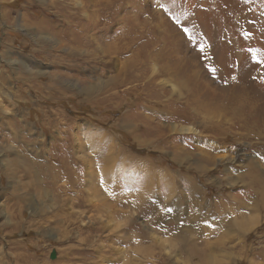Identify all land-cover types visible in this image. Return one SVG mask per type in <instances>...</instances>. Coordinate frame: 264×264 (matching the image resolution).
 <instances>
[{
    "label": "rangeland",
    "instance_id": "rangeland-1",
    "mask_svg": "<svg viewBox=\"0 0 264 264\" xmlns=\"http://www.w3.org/2000/svg\"><path fill=\"white\" fill-rule=\"evenodd\" d=\"M0 264H264V0H0Z\"/></svg>",
    "mask_w": 264,
    "mask_h": 264
},
{
    "label": "bare ground",
    "instance_id": "bare-ground-1",
    "mask_svg": "<svg viewBox=\"0 0 264 264\" xmlns=\"http://www.w3.org/2000/svg\"><path fill=\"white\" fill-rule=\"evenodd\" d=\"M176 74V73H175ZM189 98V100H188V102H187V104L186 105H188L187 107H185V111H187V109H189L190 107L193 109L194 108V106H196V107H198V108H200V109H205L204 108V106L206 105V100L207 99H201L200 101H198L197 100V97L195 98V95H192V96H190V97H188ZM181 107V106H180ZM183 108V107H182ZM211 108V107H210ZM199 109V110H200ZM194 110V109H193ZM174 111V110H173ZM184 111V112H185ZM196 113H197V111H195ZM184 116V115H183ZM195 116V113L194 112H190L189 113V115H188V113H187V115L185 116L187 119H191V118H193ZM197 116V115H196ZM182 131H184V132H187V133H190V132H193V130L192 129H183ZM79 161H82V162H84V161H87V162H90L91 160L90 159H87V158H84V160H82V159H79ZM76 162H78V160H76L75 162H73V164H75ZM63 166H65V167H69V164L67 163V162H63ZM47 165V164H46ZM52 168V167H51ZM45 169H46V167H45ZM45 171V170H44ZM47 172H48V169H47ZM49 173H52V172H50V170H49ZM53 177V176H52ZM72 184H75L74 182H72ZM80 184V183H79ZM256 193V192H255ZM80 194H82L83 195V193L81 192ZM78 195V194H77ZM83 201V200H82ZM12 229V228H11Z\"/></svg>",
    "mask_w": 264,
    "mask_h": 264
},
{
    "label": "water",
    "instance_id": "water-1",
    "mask_svg": "<svg viewBox=\"0 0 264 264\" xmlns=\"http://www.w3.org/2000/svg\"><path fill=\"white\" fill-rule=\"evenodd\" d=\"M50 259L53 260L55 259V252H52L51 255H50Z\"/></svg>",
    "mask_w": 264,
    "mask_h": 264
}]
</instances>
